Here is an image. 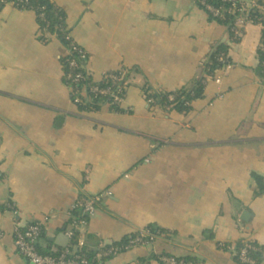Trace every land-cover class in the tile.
<instances>
[{
	"label": "crops",
	"instance_id": "obj_1",
	"mask_svg": "<svg viewBox=\"0 0 264 264\" xmlns=\"http://www.w3.org/2000/svg\"><path fill=\"white\" fill-rule=\"evenodd\" d=\"M55 1L94 79L132 70L125 112L81 111L64 79V44L40 39L33 10L0 8V264H29L17 226L40 222L41 246L65 249L56 241L94 194L103 200L80 227L90 249L157 230L153 243L97 264H164L163 255L242 264L238 241L264 244L261 27L248 23L231 43L224 79L209 80L190 112H168L144 88L174 91L206 76L209 53L230 40L225 25L197 0Z\"/></svg>",
	"mask_w": 264,
	"mask_h": 264
},
{
	"label": "trees",
	"instance_id": "obj_2",
	"mask_svg": "<svg viewBox=\"0 0 264 264\" xmlns=\"http://www.w3.org/2000/svg\"><path fill=\"white\" fill-rule=\"evenodd\" d=\"M197 1L204 8V5L202 4L203 0ZM8 2H12L22 9L33 10L36 13L40 26L41 40L48 42L54 37L64 44L66 52L61 58V63L64 69V79L71 89L73 99H80L77 105L81 111H100L107 105L115 112H125L122 108V103L117 102L115 97H113V92L117 91L119 86L122 85L124 86L125 94L127 93V88L129 87L128 82L132 72L131 69L122 68L120 70L107 72L101 80L98 81L94 79L93 75H91L90 71L87 69L88 62L82 61L78 52L79 50L74 49V47L77 46L79 49L86 51L78 45L70 35L67 25V13L64 8L58 5L55 0H0V8ZM205 2L212 4L219 10V15H214L212 12L207 11L204 8L210 14L212 20H215L228 28L230 40L228 43L212 49L203 65L206 76L194 81L191 86L176 89L174 91H155L149 85L144 88L148 100H154V103L159 105L165 111L169 112L172 110H178L180 112L188 113L192 110L194 101L204 97L207 82L211 79L215 80L219 72L224 71L226 66L232 64L229 55L231 43L241 40L246 32V26L248 23L256 24L261 27L262 41L259 49V65L264 71V0H260V3H258L257 6H252V0H205ZM242 20H244V24L241 23ZM73 60L77 61L76 67L71 66ZM79 73L83 74V78L77 81L74 78ZM110 74L124 76L120 83L113 87V92L108 94L95 93L94 89L96 87L102 90L112 85L111 79L106 78ZM258 185L260 188L259 193H263L264 182L261 178ZM75 218H78L77 212L74 213L72 220ZM72 220L70 221V224L72 223ZM145 231L151 234H156L157 230L155 227L150 226L138 230L131 236L142 235ZM44 234L45 228L43 227L42 237ZM131 236L115 245L94 250L87 247L88 244L86 241L84 245L80 244L82 235L80 230H78L71 240L69 248L72 253L80 254L88 259L90 263L97 264L99 260L113 256H100V253H102L103 250L109 249L110 247H123L127 244ZM245 247L248 250L247 255L256 260V264H264V244H259L255 241H238L235 251L236 260L242 264H248L243 262L240 257V253ZM39 250L43 254L58 256L64 249L59 247L57 251H52L51 249H45L40 245ZM178 258L185 264H197L198 262V259L195 256Z\"/></svg>",
	"mask_w": 264,
	"mask_h": 264
},
{
	"label": "built area",
	"instance_id": "obj_3",
	"mask_svg": "<svg viewBox=\"0 0 264 264\" xmlns=\"http://www.w3.org/2000/svg\"><path fill=\"white\" fill-rule=\"evenodd\" d=\"M258 3H260V0H252V6H257ZM202 4L204 5V8L207 11L212 12L214 15H219V10L212 4L205 2V0L202 1ZM241 23L244 24V20H242ZM74 49L79 50L78 52L82 61L88 62L89 55L87 51H83L77 46H75ZM71 66L76 67L77 61L73 60L71 62ZM230 66L231 64L226 66V69L224 71L218 73L215 79L216 82L220 83L224 79L225 71H227ZM123 76L124 75L119 76L117 74L108 75L106 78L111 79L112 85L102 90L96 87L94 89V92L100 94H108L110 92H113V87L120 83V81L123 79ZM82 78L83 74L79 73L75 76L74 79L79 81ZM124 95L126 94L124 92V86L122 85L119 86L117 91L113 92V97H115V100L120 103L124 102L126 98V96ZM74 101L77 104L80 99L77 98ZM149 101L155 102L154 100ZM102 200V194H94L87 196L77 204L76 212L78 213V218L73 219L72 223L66 230L70 242L60 255L55 256L51 254H43L40 252L39 246L41 245L43 231V224L40 222H35L24 227L17 226L13 231L15 246L17 247L21 255L28 260L29 264H92L88 259H86L82 255L72 253L69 246L71 244V240L75 236V233L80 230L81 225L98 210ZM155 240L156 234H151L145 231L142 235L131 236L127 244L123 247H110L109 249L103 250V252L100 253V256L107 257L111 255H116L122 251L130 249L133 246L151 244ZM80 244H85V240L83 237H81L80 239ZM247 252L248 250L246 247L242 249L240 253L241 260L248 264H256V260L250 258L247 255ZM160 259L164 264H185L178 257L172 255H163Z\"/></svg>",
	"mask_w": 264,
	"mask_h": 264
},
{
	"label": "water",
	"instance_id": "obj_4",
	"mask_svg": "<svg viewBox=\"0 0 264 264\" xmlns=\"http://www.w3.org/2000/svg\"><path fill=\"white\" fill-rule=\"evenodd\" d=\"M56 242L59 243L62 247H67L69 244V238L66 235L62 234L59 240Z\"/></svg>",
	"mask_w": 264,
	"mask_h": 264
}]
</instances>
